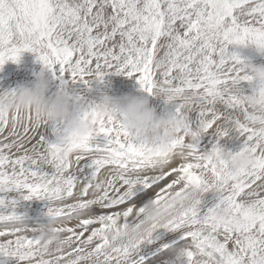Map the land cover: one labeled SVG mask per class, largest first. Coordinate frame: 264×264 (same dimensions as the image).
I'll use <instances>...</instances> for the list:
<instances>
[{"label": "snow or ice", "instance_id": "snow-or-ice-1", "mask_svg": "<svg viewBox=\"0 0 264 264\" xmlns=\"http://www.w3.org/2000/svg\"><path fill=\"white\" fill-rule=\"evenodd\" d=\"M248 46L264 53V0H0V69L31 53L86 109L124 76L184 119L167 149L101 119L65 155L59 124L0 108V264H264L259 85L230 51ZM33 199L46 223L20 214Z\"/></svg>", "mask_w": 264, "mask_h": 264}, {"label": "clouds", "instance_id": "clouds-1", "mask_svg": "<svg viewBox=\"0 0 264 264\" xmlns=\"http://www.w3.org/2000/svg\"><path fill=\"white\" fill-rule=\"evenodd\" d=\"M247 71L259 87L246 103L257 115L264 117V65L247 64ZM0 108L30 113L37 124H59L63 132L58 143L65 155L86 145L94 135L98 122L105 118H119L131 131L145 139L160 137L164 149L170 147L184 129V119L172 112L158 114L143 94L114 97L101 92L86 109L66 91L59 88L53 91L52 82L44 71L36 73L30 85L0 92ZM232 165L235 169L247 168L250 158L247 155L238 156ZM54 227L48 225L43 228L41 235L45 243L51 241L53 245H58L60 237L54 232Z\"/></svg>", "mask_w": 264, "mask_h": 264}, {"label": "rangeland", "instance_id": "rangeland-1", "mask_svg": "<svg viewBox=\"0 0 264 264\" xmlns=\"http://www.w3.org/2000/svg\"><path fill=\"white\" fill-rule=\"evenodd\" d=\"M230 51L240 55L246 64L264 65V53L258 52L255 46L234 47ZM41 71H44L48 76L52 82V90L55 91L57 82L53 81L51 73L37 61L33 54L23 53L19 63L8 62L0 69V92L12 91L22 85H30L34 81L35 74ZM101 92H106L114 97L125 94L146 95L139 90V86L134 80L124 76L106 77L104 84L99 85L96 91L93 92V98L97 99ZM246 94H251V88H246ZM147 97L150 105L156 109L158 114L171 110L170 106L166 107L161 99L151 96ZM222 143L227 150L233 152L239 148V143L226 141H222ZM19 212L22 215L26 214L30 224L46 223L47 202L37 199L22 202V207L19 209ZM8 264H15V261L9 260Z\"/></svg>", "mask_w": 264, "mask_h": 264}]
</instances>
